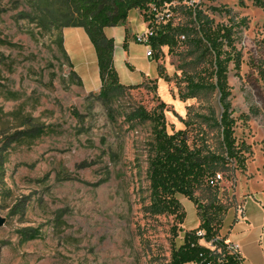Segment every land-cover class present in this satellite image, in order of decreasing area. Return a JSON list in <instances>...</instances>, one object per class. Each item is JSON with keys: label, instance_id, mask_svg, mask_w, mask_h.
Here are the masks:
<instances>
[{"label": "rangeland", "instance_id": "374dc122", "mask_svg": "<svg viewBox=\"0 0 264 264\" xmlns=\"http://www.w3.org/2000/svg\"><path fill=\"white\" fill-rule=\"evenodd\" d=\"M196 7L213 28H232L222 59L230 58L241 151L219 172L218 186H200L193 200L177 196L186 214L179 225L149 212L153 124L135 112L163 110L168 133L185 131L191 148L226 156L214 56L199 43L189 10ZM42 15L36 0H0V264H169L185 233L199 232L206 220L218 229L235 206L241 174L264 171V7L257 0H184L155 17L131 11L106 30L126 87L108 102L99 96L86 32L59 34L41 24ZM159 32L169 45H149Z\"/></svg>", "mask_w": 264, "mask_h": 264}, {"label": "trees", "instance_id": "16d2710c", "mask_svg": "<svg viewBox=\"0 0 264 264\" xmlns=\"http://www.w3.org/2000/svg\"><path fill=\"white\" fill-rule=\"evenodd\" d=\"M42 10L41 24L44 27H55L59 34L65 28L83 29L94 46L97 55V66L101 79L100 98L108 102L110 96L126 87L119 83L115 68V42L106 35L109 28L124 24L133 10L141 11L145 16L155 17L174 2L184 0H36ZM264 7V0H257ZM193 22L198 26L201 38L199 43L205 45L207 52L214 56L213 75L216 78L213 88L220 95L222 114L219 121L222 135V146L226 156L204 155L200 149L191 148L185 131L168 133L163 110L148 113L139 108L136 117L149 120L153 124V142L149 158L148 179L150 191L149 212L154 216H172L179 225L184 224L186 214L177 199L181 195L190 200L200 186L209 185L211 178L225 169L232 159H238L237 140L234 137V120L232 118L230 90L227 83L228 59H222L224 46L233 45L232 28H213V21L199 7L190 8ZM149 45L163 47L169 45L167 33L159 32L149 37ZM63 48V37L60 35ZM165 106L164 103L161 104ZM214 188V187H212ZM229 210L224 212L226 217ZM224 220L218 229L211 226L209 220L203 221L199 232H187L183 243L172 252L169 264H242L241 259L230 255L225 239L218 236ZM173 228L175 235L180 231ZM204 240L213 248L200 244Z\"/></svg>", "mask_w": 264, "mask_h": 264}, {"label": "crops", "instance_id": "0c3cea01", "mask_svg": "<svg viewBox=\"0 0 264 264\" xmlns=\"http://www.w3.org/2000/svg\"><path fill=\"white\" fill-rule=\"evenodd\" d=\"M257 169L256 175L239 176L242 184L235 187V206L229 209L224 221L228 224L227 231L222 232L223 224L217 237L239 247L242 264H264V171L262 167ZM240 207L244 209V215L238 213Z\"/></svg>", "mask_w": 264, "mask_h": 264}, {"label": "built area", "instance_id": "2783aa9c", "mask_svg": "<svg viewBox=\"0 0 264 264\" xmlns=\"http://www.w3.org/2000/svg\"><path fill=\"white\" fill-rule=\"evenodd\" d=\"M151 36L153 35V33L150 34ZM148 55H151V52L148 54ZM222 180V175L220 173L216 174V176H214L213 178L210 179L209 181V185L212 186V187H216L219 185V183L221 182ZM238 213L240 215H244V209L243 208H238ZM199 236H204V233L203 232H200L198 234ZM219 240V238H218ZM227 245V251L230 255L240 259V256H239V247L238 246H235V245H232V244H228L226 243Z\"/></svg>", "mask_w": 264, "mask_h": 264}, {"label": "water", "instance_id": "95a60500", "mask_svg": "<svg viewBox=\"0 0 264 264\" xmlns=\"http://www.w3.org/2000/svg\"><path fill=\"white\" fill-rule=\"evenodd\" d=\"M6 223V219L3 218L1 215H0V228L3 227Z\"/></svg>", "mask_w": 264, "mask_h": 264}]
</instances>
